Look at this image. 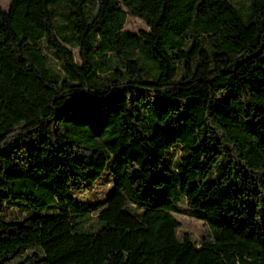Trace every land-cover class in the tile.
<instances>
[{
    "label": "trees",
    "instance_id": "1",
    "mask_svg": "<svg viewBox=\"0 0 264 264\" xmlns=\"http://www.w3.org/2000/svg\"><path fill=\"white\" fill-rule=\"evenodd\" d=\"M244 1L0 6V200L21 213L0 261L264 264V0ZM104 171L103 199H76ZM182 203L209 229L198 244L176 233ZM122 210L146 232L126 246ZM69 229L88 244L29 250Z\"/></svg>",
    "mask_w": 264,
    "mask_h": 264
},
{
    "label": "rangeland",
    "instance_id": "2",
    "mask_svg": "<svg viewBox=\"0 0 264 264\" xmlns=\"http://www.w3.org/2000/svg\"><path fill=\"white\" fill-rule=\"evenodd\" d=\"M239 1L241 5L243 6L245 5L244 0H239ZM7 3L8 0H0V6L3 8L7 6ZM123 29H126L131 32H137L138 30H146L147 26L143 22V20L140 19L139 17L128 14L125 17L123 23ZM71 51L74 59H77L76 48L72 47ZM52 61L54 66L58 67V65L56 64L57 62L53 57H52ZM173 150L176 151L177 149L174 148ZM110 188H111V178L107 174V172L104 171L101 174V176L94 181L93 188L90 191L83 193L76 192L75 197L76 199H78L79 201H83L84 203H90V204L98 203L109 192ZM0 206H1L0 223H2L6 218H10L12 216H19L21 214L16 206L14 205L8 206L4 204L2 200H0ZM180 206H181L180 211L171 212V214L178 221L176 233L179 236L181 232L185 231L193 240V242L195 244H198L202 239L208 237L209 229L203 220L198 219L189 213L184 203H182ZM117 223H123L125 225V233L123 235L124 246L128 245L130 234L133 235L134 237L136 236L137 232L146 235L144 228L141 226V224L137 221V219L130 211L127 210L120 211L117 215ZM91 236L92 234L89 232L69 229L59 234L53 240L41 244L36 248H31L29 250L34 249L38 251L41 255L47 256L71 243L84 242L85 245H87ZM144 245L145 243H143V246ZM82 256H83V251L71 253L61 258L57 262V264H66V263L77 264L81 261ZM14 259H15L14 257H8L6 260L0 261V264H13Z\"/></svg>",
    "mask_w": 264,
    "mask_h": 264
}]
</instances>
